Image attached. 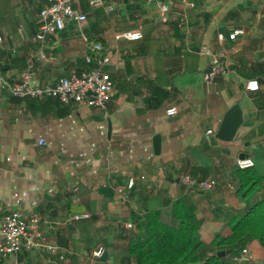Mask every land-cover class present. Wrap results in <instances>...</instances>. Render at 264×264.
Listing matches in <instances>:
<instances>
[{
	"label": "crops",
	"instance_id": "crops-1",
	"mask_svg": "<svg viewBox=\"0 0 264 264\" xmlns=\"http://www.w3.org/2000/svg\"><path fill=\"white\" fill-rule=\"evenodd\" d=\"M73 1L87 22H68L41 42L37 15L46 0H0V74L11 83L22 81L30 60L41 86L95 66L82 34L109 55L113 82L104 110L0 88V222L21 208L65 256L24 249L0 264H137L129 244L144 233L135 218L161 211L172 222L179 200L194 209L202 243L228 235L235 215L264 201V180L252 197L242 195L237 165L251 159L264 178V0H198L194 8L172 0L167 21L145 0ZM235 29L244 33L231 40ZM137 31L140 39L122 36ZM204 45L229 55V71L210 85ZM250 80L258 90L246 89ZM173 107L178 113L167 115ZM232 110L233 132L221 139ZM183 174L217 184L192 192ZM100 247L105 253L93 258ZM246 248L247 260L229 259L264 264L258 240Z\"/></svg>",
	"mask_w": 264,
	"mask_h": 264
},
{
	"label": "built area",
	"instance_id": "built-area-1",
	"mask_svg": "<svg viewBox=\"0 0 264 264\" xmlns=\"http://www.w3.org/2000/svg\"><path fill=\"white\" fill-rule=\"evenodd\" d=\"M187 8H194L198 0H182ZM147 4H154L158 16L162 21H167L172 11L174 2L172 0H145ZM92 5L104 6L103 0H90ZM110 11L113 6H108ZM183 20L187 19L183 13ZM37 20L39 24V32L35 39L45 42L49 35H55L64 30L68 22H77L80 26L84 25L88 18L74 5L73 0H46V5L38 12ZM243 29H235L229 34L231 40L236 39L243 34ZM83 39L87 43L88 52L86 55L87 63L95 65L80 73L72 72L70 75L60 78L55 84L35 85L33 84V62L28 61L27 70L23 75L22 81L19 83H11L3 75L0 74V88L8 91L11 95L20 98H43L53 97L63 104L78 105L87 107H96L106 109L107 103L112 95L113 82L110 73L105 69L109 63L110 57L104 51L103 46L97 42H91L84 34ZM130 40H137L142 37V33L128 32L122 35ZM222 39V36H221ZM2 37L0 36V43ZM211 58V65L204 73L203 80L210 85L215 80L225 75L228 69L229 55L225 50L214 51L208 45H204L200 51ZM246 89L256 91L259 89L257 80H250L246 84ZM167 115L174 116L178 113L176 107L166 111ZM212 131H208L211 134ZM237 165L241 169L254 166L251 159L238 160ZM182 184L192 191H209L212 190L217 181L214 178L197 179L190 174H183L180 178ZM134 182L129 183V187H133ZM124 189L119 190L123 193ZM88 215L75 216L76 219L87 217ZM132 227V224H128ZM45 248L53 255H59V260H64V254L58 253V247L50 245L44 241V237L39 228V218L34 217L28 219L25 217L21 208L10 211L4 215L0 222V260L16 254L24 249ZM105 253V248L100 247L92 255L93 258H100ZM249 258L247 248L243 249L234 257L235 262H242ZM60 264V263H55Z\"/></svg>",
	"mask_w": 264,
	"mask_h": 264
},
{
	"label": "trees",
	"instance_id": "trees-1",
	"mask_svg": "<svg viewBox=\"0 0 264 264\" xmlns=\"http://www.w3.org/2000/svg\"><path fill=\"white\" fill-rule=\"evenodd\" d=\"M239 190L246 198L258 192L263 176L253 167L239 168ZM175 220L168 222L161 211H151L136 217L144 239H132L130 256L137 264H235L234 258L253 240L264 246V201L252 205L245 213L237 214L231 222L230 233L219 235L210 245L202 243L196 232L200 227L194 209L182 200L174 204ZM225 255L218 256V253Z\"/></svg>",
	"mask_w": 264,
	"mask_h": 264
},
{
	"label": "water",
	"instance_id": "water-1",
	"mask_svg": "<svg viewBox=\"0 0 264 264\" xmlns=\"http://www.w3.org/2000/svg\"><path fill=\"white\" fill-rule=\"evenodd\" d=\"M234 113V110H232L229 115L227 116L225 122L223 123L222 127L220 128L219 130V138L221 139H226L229 135L228 134H231L233 132L232 130V126L233 124H231V120H230V116H232ZM225 255V252H220L218 253V256H223Z\"/></svg>",
	"mask_w": 264,
	"mask_h": 264
}]
</instances>
